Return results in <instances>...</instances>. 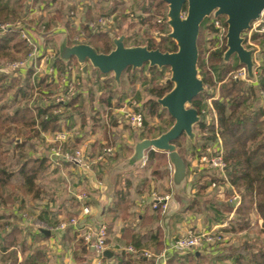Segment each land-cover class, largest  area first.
Segmentation results:
<instances>
[{
    "label": "trees",
    "instance_id": "trees-1",
    "mask_svg": "<svg viewBox=\"0 0 264 264\" xmlns=\"http://www.w3.org/2000/svg\"><path fill=\"white\" fill-rule=\"evenodd\" d=\"M52 1L55 2L57 0ZM149 1L150 4L147 7L145 6L144 11L147 13L150 8L154 9L153 16L159 15L166 8V4L162 0ZM24 5V0H0V23L17 21ZM184 11H186V6ZM153 16L142 21L151 20ZM162 16L165 17L164 14ZM218 20H221L224 24V17H218ZM47 27L49 28V24ZM83 28L86 29V24ZM65 30L67 29L65 28ZM159 33L160 41L156 43L151 39L147 40V48L170 53L176 51L175 44L167 38L168 28L165 24V19ZM217 33L218 30L210 19H205L200 26L197 39L198 75L203 82L205 90L192 102V107L201 116V122L196 126L199 139L192 146L190 156H206V150L210 147L208 145L214 147L216 140L219 139L227 177L224 179L218 171L209 168H203L198 173L194 172L190 185L191 187H196V191L184 210L192 211L197 208L199 199L204 198L205 191L211 184L216 186L228 185L229 191H224V201L221 205L226 215L234 211V216L228 221V227L221 230V232L236 234L249 231L252 227V215L256 216V221L260 220L262 223L255 238L249 239L246 237L243 238L244 241L241 245L221 248L220 254L212 261L216 262V264H264V246L259 243L258 239L259 234L264 233V103L263 105L261 104L262 96H264V33H252L249 37L251 45L247 44L245 40L246 48L254 46L257 47L259 52L255 83L232 78V74L243 68V66L239 65L235 57L227 62L223 61V54L226 50L225 40H223L224 42L220 47H217ZM97 34V36L91 34L86 36L88 38L86 44L93 47L98 53L108 54L113 49L109 37L104 32H98ZM205 34L210 35L211 39L206 40L209 47L204 49L202 38L203 42H205ZM97 40H100L101 45H96ZM127 42L128 39L125 38V46ZM23 47L24 44L18 39L17 31L11 30L6 34H0V60H16L15 53L19 52ZM70 63H74L77 66L76 62L70 61ZM70 63L65 66L59 59H56V64L59 65V70L62 72H65L67 67L71 66ZM165 71H167L165 68L157 69L148 68L147 66L139 70L140 74L148 72L151 75L149 82L154 83V85L147 89L150 98L160 99L171 90L172 85L168 81L159 85V81ZM126 73H131V69H127ZM30 74L29 72L28 76ZM92 75L94 84L97 85L100 93L99 99L101 102L110 110L121 107V103L126 97L124 94H120L117 100L111 103L113 90L108 89L109 86L105 83L107 75H101L97 71H93ZM131 77V82L136 81L135 75H131ZM101 78H103V82H100ZM18 79H12L0 74V139L4 136H9L11 133H14L16 138H23L21 142L14 143L11 154L0 142V206L3 207V210L13 209L20 197L30 196L32 199L38 197L39 189L35 183L39 174L46 170L47 161L46 158L38 156L33 158L31 154H26L25 148L30 145L29 142L32 139L38 138L41 133L59 130L58 122L63 113H55V110L62 106L65 108L69 107L68 118L70 119L72 113L80 109L82 100L80 93H77L74 98L63 105L50 104L52 102L50 98L60 92L55 91L56 89L50 87L49 84L45 85L44 81L41 80L38 85L40 88H38L37 92L41 96L42 105L38 106L36 102L37 106L35 105L33 110L35 115H33L28 107L23 104L28 90L32 88H30L27 80L23 82L22 86L19 82L20 78ZM78 79L81 80V77ZM147 83L144 82L143 85L146 87ZM9 94L12 102L20 104L10 113L8 112L10 110L8 104L4 103L5 97H8ZM88 98L89 100L93 99L92 90L88 91ZM134 100V104L129 102V105L133 113H139L140 95L137 94ZM209 101L210 104L208 103ZM76 104L78 105L77 108ZM143 107L151 116H155L160 120L163 119L164 112L154 100L147 101ZM210 112L214 113L215 116L208 117L209 119L207 120L206 117L209 116ZM171 121L164 122L166 128L171 127ZM142 125L144 127L147 126L145 118L142 119ZM34 127H39V130ZM24 132L32 134L25 136ZM163 132V129H159L158 134L152 138L158 137ZM140 136L141 138L146 137L143 133ZM183 137L184 135L177 139L174 144L187 168L185 156L179 149ZM12 157L16 159L14 164L9 162ZM155 159H158L156 153L149 152L147 155L148 165L154 162ZM162 161V159H159L158 163L160 164ZM155 168H157V165ZM204 174L208 176L209 183L198 184ZM15 177H21L22 181L19 183L12 182ZM234 195L237 197V203L235 207H232L231 205L235 201ZM122 199L123 197L119 198L118 202H121L120 205L125 204L124 201H121ZM155 211L158 212V210ZM213 212L218 217L215 221L222 222L223 219L219 216L218 210H213ZM4 220L5 218L0 215V253L1 255L9 253V258L12 261L16 256L14 247L20 245L21 251L25 250L24 248L26 247L18 228L16 226L13 227ZM7 227L10 228V231L6 233ZM81 244L85 253L88 254V248L82 239ZM129 247L138 252L144 251V248L133 243ZM161 250L162 248L160 247L155 253ZM36 252L39 254L38 250ZM126 257L130 258L131 256L126 255ZM124 258L119 259L118 263H123L125 261ZM212 261L209 262L212 263ZM193 262L195 264L202 262V257L193 252L185 254L173 253L168 257L167 264H193ZM127 264L130 263L128 262Z\"/></svg>",
    "mask_w": 264,
    "mask_h": 264
},
{
    "label": "crops",
    "instance_id": "crops-1",
    "mask_svg": "<svg viewBox=\"0 0 264 264\" xmlns=\"http://www.w3.org/2000/svg\"><path fill=\"white\" fill-rule=\"evenodd\" d=\"M249 45L251 44L249 43ZM251 48L256 49L253 58L257 68L258 60L256 61V56L258 55L257 57H259V52L257 47L253 46ZM71 61L75 62L74 60ZM68 64L63 65L66 66ZM71 66H75L74 63H72ZM77 67H79L78 64ZM93 71L92 69H88V74L85 78L82 76V72L80 75L74 74L77 78L81 77V80L79 79L81 87L83 86L82 84L89 86L88 83L93 76ZM61 73L62 71L57 70L55 83H62L59 79L60 77L63 78ZM22 80L23 82L26 80L28 82L27 77L22 78ZM101 80L103 81V78H101ZM255 81L256 69L254 71V80L247 79L246 82L255 83ZM52 86H56V84H51L50 87ZM63 87L62 84L59 86L58 91L60 93L63 92ZM89 90L90 88L86 91L78 92L82 96L80 102L81 107L78 111L72 113L70 119L68 115L64 117L65 111H70L69 107L65 108L62 106L58 109L59 113H63L64 115L60 117V121L58 122L59 130L56 132L66 130L70 132H67L70 136L72 133L74 138H71L64 148L66 150H71L70 148H80L91 159L94 158L100 147H112L114 145L113 148L115 152L111 157H107L104 162L92 165L91 171L88 173H83L81 171L77 173L72 170L75 167L72 168L70 165L63 162H54L49 159V156H43L47 161V168L43 172L46 173L45 178H48L47 181H51L52 183L47 182L42 185L43 180L38 178L35 183L39 189L37 198L32 199L30 196L20 197L18 200L19 202L16 201L18 204L16 205L15 203L13 209H7V211L0 214L5 218V222L18 228L23 236L22 241L26 247L24 248L25 250L21 251L20 245H16L14 247L16 251L15 258L12 261H5L4 264H78V261L80 262L79 264H120L118 260L122 257H125V261L121 264H127L128 262L130 264H151L155 262V259H138L131 253H128L126 248H129L132 243L139 245L141 248H144L145 251L149 252L152 250H159L161 247L162 250L160 252L150 253L152 256L156 257L173 242V240L170 239L173 238L172 236L176 232L180 233L176 229H180V224H183L184 221L185 223L194 222L196 226L204 227L202 231L218 230L221 232V230L226 229V227H228V221L234 216V211H232L229 214L230 218H225L226 214L221 205L224 201V191L229 189L228 185H215L216 188H212L211 184L207 187L205 191L206 194L210 193L212 189H215L217 190L216 195L222 198L216 202L211 201L206 204V210L200 208V205L203 206V200L201 199H199L198 207L194 208V210H184L191 199L187 198L185 200L182 198V195L186 196L187 192L193 195L196 191V187H191L190 185L192 174L194 172L198 173L203 170V168L207 167L202 162L203 157L197 155L192 157L190 156L191 151L188 156L189 160H191V164L185 157L187 161L186 191L182 195L176 193L172 186V168L166 153L152 151L156 153L158 159H155L154 162L148 165L147 155L151 151L146 152L143 160L136 166L128 169L123 168L124 162L133 154L135 142L149 139L153 136L150 137L145 135L146 137L141 138L140 134L143 132L137 134L132 133L130 136H126L124 132L115 134L114 131L116 129L122 128V122L119 119H121L123 113L121 111L127 108L124 104L125 101L128 103L129 107L127 110H133L126 99L121 103V107L111 110L108 109L99 99L100 93L98 89H96V92L99 94L97 103L102 107L103 114L95 118L91 116L88 117L83 110L89 102ZM53 97L54 95L50 98L52 102ZM116 100L117 98H113L111 103H114ZM52 102L50 104H53ZM131 103L134 104V102ZM263 103L264 98L261 99V104L263 105ZM210 113L208 117L211 118L215 116L214 113ZM89 120L95 122H91V130L87 122ZM79 121H81L80 124L78 123ZM102 122L104 123V129H106L103 135L100 133L101 130L98 131L99 129L97 128L100 127ZM53 133L55 132L42 133V136L46 137V139H42L46 143H49L48 146L50 147ZM44 141L43 143L45 144ZM159 159L163 160L160 164L158 163ZM198 161L202 164V168H196ZM156 165L157 168H155ZM69 168L71 171L69 170L70 172H67L66 170ZM141 172L144 173L141 175ZM165 180L167 181L164 186L165 191L159 194L160 196L168 195L170 197L167 211L165 212L166 216L164 217L159 211L156 212L152 209L151 197L148 190L151 189L152 191L155 183ZM208 181V176L204 174L198 184H203L205 182L209 183ZM49 184H51V186H48ZM54 185H56L55 188H53ZM83 194L86 195V199L82 200L80 196ZM120 197H123L121 201L125 202L124 205H120L121 202H118ZM178 198L182 205L180 210H177ZM29 201L35 203L32 209H28L25 205ZM235 205L236 203L231 206L235 207ZM84 206L88 208L87 214L83 212ZM213 210H218L219 216L223 219L222 222L215 221L218 217L214 214ZM72 218L76 219L81 226H92L94 228L103 224L106 226L107 239L105 251H109L112 254L110 258H104L103 256L99 258L96 252L89 248V253H85L83 245L81 244L82 231L73 228H67V230L61 233L56 231V227L60 223L66 222L68 219ZM189 230L197 231L198 228L197 230L191 228ZM9 231L10 228L7 227L5 232L7 233ZM41 231L49 232V235L47 236ZM37 250L39 254L36 252ZM208 251H212V253L209 254L211 255V259H206L203 255L204 253L195 252L202 257V262L198 264H206L203 261L204 259L212 261L220 254V250L216 249V246L205 249L206 253ZM126 255L131 257L127 258ZM170 255L171 254H166L165 258L159 259L156 263L167 264ZM193 264H195V262H193Z\"/></svg>",
    "mask_w": 264,
    "mask_h": 264
},
{
    "label": "rangeland",
    "instance_id": "rangeland-1",
    "mask_svg": "<svg viewBox=\"0 0 264 264\" xmlns=\"http://www.w3.org/2000/svg\"><path fill=\"white\" fill-rule=\"evenodd\" d=\"M24 4L25 5L23 8V11L19 14V18L17 21L5 22V23H9L12 25V27H11L12 30L17 31L18 39L23 42L24 47L21 48V50L19 52L15 53V56L17 58L16 60H14V61L0 60V68L2 66L5 67L7 64H12L14 62L15 63L16 62H24L25 59L27 58L28 53L30 52L28 50L33 49L34 46L36 48L39 47L42 52H44L48 56H51L52 59L56 60L58 58V48H59V43L61 42L62 36H66V41H67L68 46H70V45L73 46L76 44H86L88 42V38L86 36H88L90 34L97 36L98 32H104L105 34H107L111 43H112V38H118L120 36H124L125 38L128 39V42L126 44L127 47L136 46V45L137 46H146V42L149 39L158 43L160 41V35H159L160 34L159 33L160 28L162 27L164 19L166 22V13H167V6L161 12L162 14H164L165 17H163L161 13L157 16L156 15L153 16V14H154L153 10L154 9H152V8H150V11H148L146 13L144 11V8H146L150 4L149 0H57L55 2H53L52 0H24ZM111 13H113V14H111ZM150 16H153L151 20H148L146 22L142 21V20H145V18H149ZM99 18H108L109 20H111V23L108 25L102 26L101 30H98V31H96L97 29H100L98 27L97 28L95 27V30L89 29V27H87L88 24H90V23L91 24H96V23L98 24ZM5 23H0V24H5ZM48 24H49V28L47 27ZM85 24H86V29L83 28V26ZM65 28L67 30H65ZM21 32H22V34H21ZM169 32H170V29L168 28V33ZM6 33L7 32L2 33V34H6ZM27 33H28L27 38L30 40V42H32V37L35 38L34 43L32 42L31 46L28 45L31 48H29L26 45L25 41L21 37V36H27ZM250 34L251 33L247 32L246 35H244V36H250ZM29 36H31V37H29ZM205 37H206L205 42H203V38H202V46L204 47V49L209 47V44L206 42V40L211 39L210 35L205 34ZM217 38H218V33H217ZM218 42H217V45H218ZM96 45L97 46L101 45L100 40L96 41ZM203 55H205V54H203ZM257 56H256V61L259 59V57H257ZM232 58L233 57H231L230 59H232ZM39 60L36 61L37 72L43 71L45 66L47 65V63H43V62L40 63ZM44 61H46V60H44ZM88 69H91V68L89 67ZM238 71H236L233 74H236ZM131 75H135L136 81L131 82V79H132ZM6 76L9 78H12V79L15 78L17 80H19L18 78H20L21 80L19 82H20V85H22V86H23L22 78L26 77V76L22 77V75H16V77H15L12 74H8ZM228 76H230V75H228ZM169 78H170V71H169V69H167V71H165V73L163 74L162 79L159 81V85H162L165 81L167 82L169 80ZM199 78H200V76H199ZM150 80H151V75H149L148 72H144L142 74L139 73V70L131 71V73L124 72L123 75L121 76L120 86L117 87L114 80H113V76L107 75L105 83L108 84V86H109L108 89L113 90L112 96L114 99L118 98V96L120 94H124L126 97V100H128V102H133V101H135L134 100L135 96L137 94L140 95L141 103H140L139 114H141L142 119L145 118V121L147 122L146 127H144L142 125V127L140 129L132 128L131 124L128 121V118H129V115L133 114V112L127 110V108H129V107H128V103L125 101L124 104L127 106V108L124 109V111H121L123 113H122L121 119H119L122 122V128L116 129L114 131L115 134H118L120 132H124V134L126 136H130V134H132V133L137 134V133L143 132L146 136L151 137V136L157 135L159 129H163L164 132H166L170 128V127L166 128V125L164 124V122H167L168 120H172L171 118H169L166 111H163L164 112L163 119L160 120L159 118H157L155 116H151L149 114V112L146 109H144V107H143L144 104L149 100L156 101V98H150L148 96V93H147V89L151 88L154 85V83L149 82ZM100 82H103V81L101 80ZM144 82H148L147 83L148 85L146 87L143 85ZM59 83H57L56 86H52L53 89L54 88L56 89L55 91H58L59 86L61 85ZM82 85H83L82 87L81 86L78 87L77 92L86 91L89 88H90V90L94 91L93 92V100H89V102L84 107L83 112L85 114H87L88 117L91 116L92 118H95L96 116H100L101 114H103V110H102V107L99 106L97 103L99 94H98V92H96L97 91L96 90L97 85L94 84V77L93 76L91 77L90 82L88 83L89 86H87L86 84H82ZM36 102L38 103V106L42 105L41 96L38 94V92L34 91L33 89L28 90L27 97L23 101V104H24V106L28 107V109L30 110V113H32L33 115H35V112L33 110H34V106L35 105L37 106ZM4 103L8 104V106L10 108V110L8 111L9 113L13 112L20 105L18 102H16V103L12 102L10 94L8 95V97L7 96L5 97ZM75 106L77 107L78 105L76 104ZM55 111H56V113H59V110H55ZM65 112L66 113H65L64 117H66L70 113L69 110H66ZM114 114H116V113H114ZM206 119L207 120L209 119L208 116L206 117ZM100 121H102V120H100ZM80 122L81 121H79L78 123L80 124ZM87 122L90 125L89 126V129H90V127L92 125L91 122H93V121L89 120ZM93 123H95V122H93ZM171 123L173 124V120L171 121ZM103 125H104V123L102 122L100 124V127H97L99 129L98 131L101 130V132H100L101 135L105 134V130H106V129H104ZM110 126H111V124H110ZM34 128L39 130V127H34ZM66 132H68V131H66ZM46 133H49V132H46ZM68 133H70V132H68ZM194 133L196 134L195 142L191 143L189 141V139L186 136H184L181 139V147L179 148L180 151L183 153V155L188 159L190 164H191V160H189L188 156L190 154L192 146L194 144H196L197 139H199L196 126L194 127ZM24 134H26L25 136H29L32 133L24 132ZM42 138L46 139V137H43L42 133H41L38 138L32 139V141L29 142L30 145H27L25 148L26 154H28V153L31 154L33 156V158L37 157V156H41V157L49 156L50 155V146H48L49 143H46ZM71 138H74L72 133H71ZM149 139H152V138H149ZM22 140H23V138H16L14 136V133H11L9 136L2 137L0 139V142H1L2 146L9 151V154H11L10 152L12 151V146L14 145V143H19ZM43 141L45 142V144L43 143ZM208 146H210V147H208V149H211V150L214 149V147L212 145H208ZM30 147H32V148H30ZM112 147H114V145ZM70 149L74 150V149H80V148H73V149L70 148ZM101 149L102 148L100 147L97 150V152L101 151ZM9 162L14 164L16 162V159L14 157H12V158H10ZM196 165H197L196 168H198V169L203 167L199 161L197 162ZM71 167L73 168V166H71ZM69 170H70V168L66 171L68 172ZM72 170L76 171L77 173L80 172L77 168H73ZM143 173L144 172H141V175ZM45 174L46 173L41 172L38 176V178H41V180H43L42 185L44 183L51 182V181H47L48 178H45ZM20 181H21V177H15V178H13L12 182L18 183ZM165 182H167V181L165 180L163 182L155 183L153 185L154 187H153L152 191H151V189L148 190L150 197H151L152 193L158 194V195L160 193H164V191H165L164 186L166 184ZM56 185H54L53 188H55ZM48 186H51V184H49ZM187 187H188V185H187ZM216 194H217V190H215V189H212V191L208 194L205 193L204 198L201 199V200H205V201H202L203 206L200 205V208H203L206 210V207H207L206 204L210 203L211 201L216 202L222 198V197H218ZM228 197H230V196H228ZM234 197H236V196L234 195ZM182 198H184L185 200L187 198L191 199L192 195L190 192H187L186 196H184ZM177 200H176L178 202L177 210H180L182 205L179 202V198ZM18 202H16V205L18 204ZM25 205L27 206L28 209H32V207L35 205V203L34 202L31 203V201H29ZM5 211H7V210H3V207L0 206V214L4 213ZM162 216L165 217L166 214L164 213V214H162ZM225 218H230V215H225ZM68 220H70V219H68ZM251 221H252V227L247 232H242L239 234L238 233H236V234H224V233H221L220 231L216 230L215 232L221 234L222 239H223L221 244L216 246V249L220 250L221 248H228V247L233 246V245H241L242 242L244 241L243 238H246V237L249 239L255 238L262 222L260 220L256 221L255 215L251 216ZM190 228L194 229V230H197V228H198L197 231H200V232L204 229V227L202 228L200 226L199 227L196 226L194 224V222L185 223V221H184L183 224H180V229H176L180 233L176 232L172 236L173 238H171L170 240H176V239L180 238L181 236L186 234ZM258 239H259V243H262V245L264 246V233L259 234ZM214 250H215V248H214ZM10 252H12V251H10ZM191 252H193V253L198 252L201 254L204 253L203 255L206 257V259H211V255H209V254H211L212 251H210V252L208 251L206 253L205 249H204V250H195V251H191ZM149 253H155V250H152ZM7 258H8V261L11 260L9 258V253L5 254V255L0 254V264H4L5 260H7ZM203 261L206 264H216V262H214V261H212V263H210L209 262L210 260L204 259Z\"/></svg>",
    "mask_w": 264,
    "mask_h": 264
},
{
    "label": "water",
    "instance_id": "water-1",
    "mask_svg": "<svg viewBox=\"0 0 264 264\" xmlns=\"http://www.w3.org/2000/svg\"><path fill=\"white\" fill-rule=\"evenodd\" d=\"M162 1L167 6L166 25L170 29L167 38L175 44L176 51L161 52L157 49L150 50L147 46L127 47L124 44L125 37L120 36L112 38L113 50L108 54H102L86 44L68 46L66 36H62L58 59L63 64L74 60L81 68L84 78L89 67L101 75H112L117 87L120 86L121 76L129 68L131 71L141 70L144 66L169 69L168 83L172 88L155 102L167 112L173 124L156 138L136 141L132 156L122 167L128 169L136 166L149 151L166 153L172 168V186L176 193L182 195L186 191L187 168L174 142L184 135L194 143L196 137L194 127L201 122V116L192 107L193 100L205 90L197 67V39L200 26L210 17L213 20L224 17L226 50L223 61L227 62L231 57H235L239 65L245 69L247 79L254 80L256 65L253 56L256 49L246 48L244 35L250 31L251 25L259 20L264 11V0ZM222 172L226 178L225 167L222 168ZM41 232L49 235V232ZM111 255L109 251H104L102 256L110 258Z\"/></svg>",
    "mask_w": 264,
    "mask_h": 264
},
{
    "label": "built area",
    "instance_id": "built-area-1",
    "mask_svg": "<svg viewBox=\"0 0 264 264\" xmlns=\"http://www.w3.org/2000/svg\"><path fill=\"white\" fill-rule=\"evenodd\" d=\"M211 23L214 27L218 30V46L220 47L225 40L226 35V25L225 21L224 24L221 20L215 19L213 20L212 17L209 18ZM225 19V18H224ZM111 23V20L108 18H99L98 24H88L87 27L89 29L95 30V27L100 28L97 29L101 30L102 26L108 25ZM166 24V22H165ZM225 25V26H224ZM12 25L9 23L0 24V33L10 32L12 30ZM249 33H264V11L262 12L259 20L254 22L251 25ZM22 34V32H21ZM250 34V35H251ZM246 35V34H245ZM25 41L26 45L31 46V43H34V39L32 37V42L27 38V36H21ZM31 37V36H29ZM245 37V36H244ZM249 37L246 36L247 44H249ZM226 43V41H225ZM28 46V47H29ZM31 48V47H29ZM30 51L27 55V58L24 62H14L12 64H7L5 67L2 66L0 68V74L6 76L8 74H12L16 77V75L26 76L28 78V82L31 88L37 92L38 88H40L39 83L41 80L44 81L45 85L57 84L56 77H57V70L59 71V66L56 64V60L52 59L51 56H48L44 52L40 50V48H36L35 46L33 49H29ZM41 58V59H40ZM40 59V60H39ZM58 59V58H57ZM47 63L43 71L37 72V63ZM46 60V61H44ZM51 60V61H50ZM29 63V64H28ZM29 72L31 73L28 76ZM42 72V73H41ZM81 73V68L77 66H69L65 72H62L63 78L60 77L61 84L63 87V92L59 94H55L53 97V104L63 105L65 102H69L74 96L78 93L77 89L80 86L79 79L74 76V74ZM233 79H240L243 81H247V75L244 68H241L236 74L232 75ZM264 98V96H262ZM56 113V111H55ZM129 123L131 124L132 128L140 129L142 127V117L139 113H133L129 115L128 118ZM71 139V136L66 131H59L52 134L51 137V147H50V155L49 159L54 162H63L70 166L77 168L79 171L83 173H88L91 171V166L94 164H98L100 162H104L107 157H111L115 150L113 147H103L101 151L97 152L93 159H91L82 149H74V150H66L64 147L66 146L67 142ZM206 156L203 157V164L207 166L206 168L218 171L222 178L225 179L222 168L224 167L223 164V153L221 149L220 140H216V144L214 149H207ZM212 188H216L214 184L211 185ZM80 199H86V195L83 194L80 196ZM234 203H237V197H234ZM170 201V197L168 195L160 196L158 194H151V207L153 210H158L161 214H164L167 211L168 202ZM83 212L85 214L88 213L87 206L83 207ZM67 228L77 229L82 231L81 239L85 246L89 249H92L96 252L99 258H102L103 252L106 249V226L100 225L97 228L92 226H81L79 222L72 218L66 222L60 223L56 227V231L59 233L64 232ZM223 241L222 235L215 232V231H188L186 234L181 236L180 238L173 240V242L168 246L167 249L159 253L156 257L152 256L148 251H136L135 249L129 247L126 248L128 253H131L134 257L138 259H155V262L151 264H157L156 261L159 259L165 258L166 254H173V253H189L195 250H204L208 248H212L221 244Z\"/></svg>",
    "mask_w": 264,
    "mask_h": 264
}]
</instances>
